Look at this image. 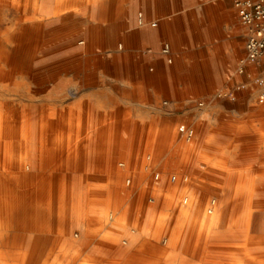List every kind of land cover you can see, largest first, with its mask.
<instances>
[{
    "label": "crops",
    "instance_id": "0c3cea01",
    "mask_svg": "<svg viewBox=\"0 0 264 264\" xmlns=\"http://www.w3.org/2000/svg\"><path fill=\"white\" fill-rule=\"evenodd\" d=\"M235 1L53 0L62 11L44 26L45 39H55L42 52L58 60L12 67L7 75L0 67V100L34 103L23 120L28 144H10L12 131L0 129L8 134L0 140V247L30 245L34 237L43 245L61 241L67 230L79 231L82 220L85 227L105 225L111 181L126 174L127 164L144 165L145 156L148 168L161 134L170 149L154 162L167 168L180 122L195 131L202 150L218 148V158L234 168L233 183L256 179L264 187V57L248 56L249 28ZM51 101L53 118L41 107ZM185 138L179 133L174 144H186ZM182 158L172 164L183 166ZM19 162L28 165L20 169ZM21 175L26 181L18 186ZM149 188L144 198L157 191ZM79 200L84 208H77ZM144 211L149 224L123 262L167 258L152 236L157 208ZM127 213L122 208L118 216ZM90 244L109 243L93 238Z\"/></svg>",
    "mask_w": 264,
    "mask_h": 264
},
{
    "label": "bare ground",
    "instance_id": "6f19581e",
    "mask_svg": "<svg viewBox=\"0 0 264 264\" xmlns=\"http://www.w3.org/2000/svg\"><path fill=\"white\" fill-rule=\"evenodd\" d=\"M61 11V6H58L56 8L53 4V0H0V67L3 74H10V72L13 71L12 67L13 69L22 71L25 67L30 65H38L44 63V65L49 66L55 63L54 60H58V55L54 54L53 52H42V47H44V45L49 42H54L55 39V37L45 39L43 30L44 26L46 24H51L49 22H52V20L56 16L60 15ZM46 17L47 22L45 21ZM130 41H134V39L129 40L128 38V43ZM70 60H72L71 57H68L63 61ZM89 78L90 77H88V81ZM67 94L69 95V93ZM28 107L34 108V103L25 102V99L23 100L21 98H3L0 100V111L2 112L0 113V129L7 128L8 130L12 131L11 135L9 136L10 144H28V142L26 143L24 140V136L26 135L25 127L23 124V120L27 115L26 109ZM41 107L43 110H46L48 112V115L51 116V118H53V115L56 111V106L53 101L48 102ZM27 120L28 119H26V121ZM161 135H158V138H156L157 143L153 145L154 148H157V158H160L163 152L170 149V147L168 149L167 144H163L162 137H164V134ZM6 136H8V134L0 130V140L2 138H5ZM181 146V144L176 145L173 151L177 152ZM19 163L20 164L18 166L20 169H24L28 165L24 162ZM147 169H149V167ZM219 176L220 177H218V179L212 180L210 182H208L207 178L199 176L198 182V187L204 189H208L207 182L214 185V187L218 186V205H216V207L212 204L210 206H202L200 202L197 203L195 201H191V195L189 197H187L186 195L182 196V198L178 200L177 205H174V207L176 206L175 210L173 211L174 234L172 236L171 243L174 246L176 245V247H178L176 248V250L182 252H190L192 257H190L189 259L159 258V260L155 264H264L263 184L257 182L256 179H251L252 182H248L247 185L244 184L243 186L242 183H233L231 177L226 178V174H224V172L220 173ZM173 177H175L176 179V175H173L171 177L172 180ZM137 178H135L136 181ZM23 180L26 181L24 176L21 175L20 178L15 180V183L18 186H22L24 182ZM114 181L112 180L110 183V195L109 198L106 199L105 204L108 206V209L110 208L111 210H118L122 195H119L116 193V191H114ZM159 182V179H157V191H153L155 193H152L149 197H152L151 200H154L155 204L153 202L152 203L154 204V207L157 208V213L169 212V210H171V208L173 207L172 200H174L175 196L179 197L183 193V191H178V188L181 189L180 184H176L175 186L172 185V189L167 188L165 195H162V199H164L161 203V206L158 207L157 199L159 197ZM1 185L2 182L0 181V188H3V185ZM161 186L165 188L164 185ZM244 187H247L246 189H248V191L252 190L251 193H243L242 190ZM239 194H241V200L238 201L235 198V195ZM52 197L54 198V194H52ZM227 198L232 200V206L228 207V213L224 209L226 207L225 201ZM15 205L18 207L22 205L20 198L16 201ZM48 205L49 207L54 206V204L52 203H48ZM137 206L138 204H133L130 207L128 213L124 216H121L120 220L127 221L124 222V225H115L114 223L113 225H111L110 223H108L111 225V228L109 229L110 225L105 226L101 224L100 226L96 227H85V225H83L82 227V225L77 223L81 226L80 230H67L61 236V239H63L61 241H59L58 239L57 241H53L52 243L48 244L43 242V245L42 243H39V241H37L38 238L34 237V240H31L30 245L0 247V264H56L60 262V258L64 257L68 253V250L72 247L76 249L74 253L72 252L73 256L79 258L80 251L84 249L85 246H87L88 242L92 241V239L96 238L97 236L109 243L107 247L101 249L104 251V253L96 254L93 259L98 262H103L102 259H104L105 256H115L116 254H119L120 252H122V247L124 244L130 245L133 241L140 238V234H137L138 228L135 225V214L130 211L136 210ZM238 206L240 208H238ZM79 207L84 208V203L81 204L80 200L77 208ZM93 208L95 207L93 206L91 210H93ZM214 208V215H210L209 213H212L214 211ZM130 214H134V217H130ZM111 218H113V214L111 215ZM79 219H82L80 215L74 217L75 221ZM163 223L164 224H161L162 227L160 228V230H158L159 237H161L165 231L163 227L166 226V223L164 221ZM168 225L169 227L171 226L170 223H168ZM103 228L107 231L102 232ZM210 237L216 238L218 240V243L216 244L215 242L210 241ZM168 239L169 238L167 237L166 242H168ZM199 239H201V243L199 242ZM197 244H200V247L198 246V250L195 251L194 249ZM207 250L208 252L214 251L213 258H202L199 256L200 253ZM53 257L57 258L55 263L52 260ZM87 257L84 260L88 261L89 259ZM107 261L110 263L120 262L119 259L117 260L116 258H110L107 259ZM126 263L129 262L126 261Z\"/></svg>",
    "mask_w": 264,
    "mask_h": 264
},
{
    "label": "rangeland",
    "instance_id": "374dc122",
    "mask_svg": "<svg viewBox=\"0 0 264 264\" xmlns=\"http://www.w3.org/2000/svg\"><path fill=\"white\" fill-rule=\"evenodd\" d=\"M185 126L184 123L180 122L177 126L176 129V133H174L173 135V142H172V146L173 148L176 146V144H174L175 139L177 138V135L181 132L179 131V127L180 126ZM183 133V132H182ZM186 136V140L187 143L183 144L181 143V147L178 149V151L174 152L173 150H171L172 152V157H170L168 160H166V164H168L167 168L165 169H158L156 168V161H158L157 155H156V151L155 150V154L154 156H152L149 158L151 161V164L149 166V169H147L145 167V163L147 161V157H144V165L142 166H138V167H133L131 165H126V167L124 168V170L126 171V174L122 173V176H120L119 178L116 179V181H114L113 186H114V191H116L117 194L122 195V199H120V205L118 207V210L115 209H108V206L105 204L104 208H102V211L106 212V215L104 216V219L106 220V224L105 226L108 225H113V223L116 224H121L124 225V222L127 221H122L120 220V217L118 216V212L120 209H125V211H129L130 207L133 204H138L137 209L136 210H130L132 213L135 214L136 213V217H137V234L141 235V231L140 228H145L146 224H149L148 219H150V215H146L145 213V209H148L150 207L153 208L154 206V200H151L152 197H146L144 198L143 196L145 195L144 192V188L147 186H150L149 189L153 188V190L155 189L156 185H155V180L159 179V186H158V192H159V197L157 199V206H161V203L163 201L162 199V195H165L166 193V189L170 188L172 189V185L175 186L176 184H180L181 185V189L178 188V191L181 192V190L183 191V193L178 197L175 196L177 198L174 197V200H172V208L171 210H169V212H158L155 216L152 217L153 221L156 222V230L155 232H152V236L156 238L157 243L159 244L160 247L163 248L162 251H164L165 254H168L166 257L168 258H175V259H189L190 257H192L190 252H182V251H178L176 250V245L174 246L171 241H172V236L174 234V230H173V223H174V210L175 207L174 205H177L178 200H180L182 198V196L186 195L187 197H189L191 195V201H195V202H200L201 205L203 206H207V205H214L216 207V205H218V186L214 187V185H212L211 183H208L212 180H216L218 179L219 174L223 173L226 174V178L232 177L234 173V168L230 167L227 164H223V162L218 158V148H215L213 146H207L205 147L204 150H202V147L200 146V144H197V142L195 141V136L196 133L195 131H193L192 135L189 137L188 134L184 133ZM84 144V143H83ZM177 148V147H176ZM181 149V150H180ZM175 153V154H174ZM183 156L182 158V164L183 166L180 165H174L172 164V160L173 158H177ZM219 159V160H218ZM155 161V162H154ZM152 162L154 164H152ZM160 168V167H159ZM153 169H155L156 171H152ZM122 172V170H121ZM158 174V178H155V175ZM137 175V176H136ZM173 175H176V179L172 180L171 177ZM136 177L138 182H133L131 184H129L128 182H125L123 180H127L128 178L134 179ZM199 176L201 177H205L207 178L208 182H207V186L208 189H204L201 187H198V182H199ZM123 177V178H122ZM123 179V180H122ZM152 179V180H151ZM154 180V181H153ZM151 181V183H150ZM153 184V185H152ZM247 185L248 183H242V185L244 186ZM161 185H164L165 188H163ZM139 186V187H138ZM139 188V189H138ZM175 188V187H174ZM185 188V189H184ZM212 188V189H210ZM247 187H244L242 192L243 193H248L250 191H248V189H246ZM138 190V193L140 192V196L138 195V197L136 196V191ZM201 190V191H200ZM203 190V191H202ZM210 193H209V191ZM213 192V193H212ZM151 196V193H150ZM203 196V197H202ZM212 196V197H211ZM140 197V198H139ZM143 197V198H142ZM173 198V197H172ZM235 198L239 201L241 200V194L239 195H235ZM210 199V200H209ZM211 201V202H210ZM215 201V203H214ZM154 204H153V203ZM208 202V203H207ZM210 202V204H209ZM226 207L224 208L225 211H229V208L232 203V200L227 198L226 199ZM238 208H240L238 206ZM133 209V208H132ZM144 212V213H143ZM215 213V208L214 211L212 213H209L210 215H214ZM113 214V218H111V215ZM134 214H130V217H134ZM163 221L166 223V226H164L163 228L165 229L164 234L159 237L158 235V230H160V228L162 227L161 224H164ZM110 223V224H108ZM168 223L171 224V226L169 227ZM82 227L84 225V220H82L81 224ZM111 225L109 227V229L111 228ZM127 227V226H126ZM107 228V227H106ZM104 230V228H103ZM102 230V232H106L107 230L105 229L104 231ZM101 232V233H102ZM98 237V236H97ZM96 237V238H97ZM168 239V242H166V238ZM199 237V235H198ZM100 239V237H98ZM135 240V239H134ZM139 239H136L135 241H133L130 245H126V248H122V252H120L119 254H116L117 256H111V258H116L117 260L119 259V263H110V262H98L94 259V256L98 253H103L104 251L101 250L102 246L101 245H94V244H90L89 247L85 246L84 249H82L79 253V258L78 257H74L72 252L74 253V251H76L75 248H71L68 250V253L60 258V262L56 263V264H96L95 262H97V264L103 263V264H141V263H136V262H129L126 263L121 260H123V258H125L126 254H128V252H131L134 250L135 248V244L136 242H138ZM210 241L215 242L216 244L218 243V240L216 238H211L209 239ZM201 241V239H199V242ZM201 243V242H200ZM165 244V245H164ZM198 246L200 247V244H197V246H195V251L198 250ZM91 255V256H89ZM82 256V258H81ZM89 256V257H87ZM200 257L202 258H213L214 257V251L212 252H202L199 254ZM40 257V256H38ZM61 257V256H60ZM88 258L89 260L86 261L84 260L85 258ZM81 259V262H79V260Z\"/></svg>",
    "mask_w": 264,
    "mask_h": 264
},
{
    "label": "built area",
    "instance_id": "2783aa9c",
    "mask_svg": "<svg viewBox=\"0 0 264 264\" xmlns=\"http://www.w3.org/2000/svg\"><path fill=\"white\" fill-rule=\"evenodd\" d=\"M235 3L242 22L249 28L246 42L248 56L251 59L264 57V0H236ZM165 51H168L167 47ZM179 131L189 137L192 135V130L184 125L179 127Z\"/></svg>",
    "mask_w": 264,
    "mask_h": 264
}]
</instances>
